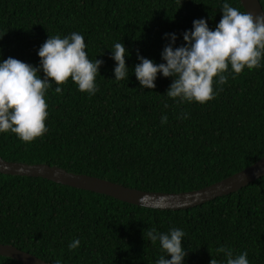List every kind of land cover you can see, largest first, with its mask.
Masks as SVG:
<instances>
[{
  "label": "trees",
  "instance_id": "16d2710c",
  "mask_svg": "<svg viewBox=\"0 0 264 264\" xmlns=\"http://www.w3.org/2000/svg\"><path fill=\"white\" fill-rule=\"evenodd\" d=\"M259 1L264 10V0ZM224 3L244 11L239 0H0V62L13 57L39 67L38 51L49 36L72 32L84 37L90 60L104 61L94 95L81 92L71 78L63 85L52 82L45 93L48 131L30 143L11 131L0 133V157L160 192L198 189L259 160L264 59L260 68L239 75L229 65L227 83H214L217 95L204 104L169 97L174 77L158 73L156 87L148 89L134 72L141 62L138 52L155 64L166 63L161 53L170 37L165 33H175L173 47H179L196 19H206L215 30ZM115 43L127 49L129 74L119 81L111 58ZM152 228L185 233L183 264H210L212 258L226 264L224 253L216 252L222 245L234 257L246 251L249 264H264V175L194 207L159 210L41 177L0 173V243L49 264L171 259L159 240L153 244L147 238ZM75 239L80 245L70 250ZM0 264L23 263L0 255Z\"/></svg>",
  "mask_w": 264,
  "mask_h": 264
},
{
  "label": "clouds",
  "instance_id": "9594fccd",
  "mask_svg": "<svg viewBox=\"0 0 264 264\" xmlns=\"http://www.w3.org/2000/svg\"><path fill=\"white\" fill-rule=\"evenodd\" d=\"M222 12L215 30L209 28L204 18L194 20L193 29L183 33L185 43L179 47H173L176 34L165 33V38L170 37V42L161 53L166 63L155 64L138 52L137 58L141 62L135 65L134 72L140 85L154 89L157 74L162 73L164 77H174L166 92L169 97L179 98V102L204 104L217 95L214 83H227L225 73L229 65L235 75L245 68H260L264 59V15L240 11L228 3L223 4ZM85 49L84 37L72 32L63 38L60 35L49 36L38 51L39 67L13 57L0 62V133L11 131L25 143L42 137L48 131L45 93L52 87V82L63 85L71 78L81 92L94 95L98 91L96 76L104 61L95 59L93 62ZM126 52L123 43H115L112 49L117 81L129 74ZM41 69L43 77L39 75ZM55 92L62 94V89L56 87ZM166 122L167 116H162L161 123ZM140 199L144 201L148 197ZM146 235L153 244L159 240L163 251L171 256L167 259L161 255L156 264H183L188 253L182 247L185 233L181 229L174 228L166 234L152 228ZM79 245L80 240L75 239L68 247L71 250ZM216 252L224 253L226 264H249L246 251L234 257L232 249L222 245ZM210 264H218V261L212 258Z\"/></svg>",
  "mask_w": 264,
  "mask_h": 264
},
{
  "label": "water",
  "instance_id": "95a60500",
  "mask_svg": "<svg viewBox=\"0 0 264 264\" xmlns=\"http://www.w3.org/2000/svg\"><path fill=\"white\" fill-rule=\"evenodd\" d=\"M244 11L264 15L259 0H239ZM0 173L41 177L70 187L105 194L118 200L159 210H179L194 207L217 196L227 195L250 184L264 175V156L244 169L210 185L183 192L146 191L124 186L88 174L66 171L45 163L27 164L7 161L0 157ZM142 196L148 199L141 201ZM0 255L8 256L23 264H49L35 255L12 244L0 243Z\"/></svg>",
  "mask_w": 264,
  "mask_h": 264
}]
</instances>
